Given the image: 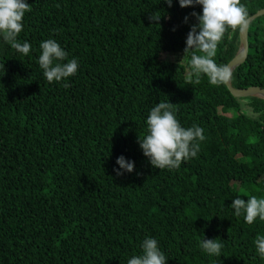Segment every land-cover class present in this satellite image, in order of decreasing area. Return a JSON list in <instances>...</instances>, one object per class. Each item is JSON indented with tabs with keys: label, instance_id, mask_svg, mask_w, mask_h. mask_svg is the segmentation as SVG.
I'll return each mask as SVG.
<instances>
[{
	"label": "trees",
	"instance_id": "16d2710c",
	"mask_svg": "<svg viewBox=\"0 0 264 264\" xmlns=\"http://www.w3.org/2000/svg\"><path fill=\"white\" fill-rule=\"evenodd\" d=\"M27 2L17 39L30 53L0 40V264H127L145 237L166 264H264L253 244L264 221L247 224L230 207L264 196V100L196 81L184 48L201 6ZM240 3L247 19L264 9V0ZM239 32L226 29L217 64L236 56ZM46 39L78 60L68 87L42 76ZM248 47L231 85L264 89V15L250 23ZM159 102L172 103L182 127L203 129L196 157L178 169L153 168L138 145ZM121 155L131 173L114 171ZM204 238L221 243L218 256L201 251Z\"/></svg>",
	"mask_w": 264,
	"mask_h": 264
},
{
	"label": "clouds",
	"instance_id": "9594fccd",
	"mask_svg": "<svg viewBox=\"0 0 264 264\" xmlns=\"http://www.w3.org/2000/svg\"><path fill=\"white\" fill-rule=\"evenodd\" d=\"M171 7L173 0H163ZM180 7L201 6V12H193L197 23L191 25L185 39L184 54L191 53L188 65L191 73L199 82L201 74L208 78L210 85H222L232 77L229 64H217V46L222 40L226 29L243 31L247 24V10L240 0H178ZM29 10L27 0H0V40L22 55L30 53V44L17 39L22 31V19ZM161 15L156 12L149 15L151 21H159ZM188 17H185V22ZM37 63L42 70L43 78L48 82L60 83L68 87V78L78 70L76 58L66 59L67 53L54 39L42 40L39 44ZM202 55L195 54L196 52ZM184 55V57H185ZM66 61V62H61ZM172 103L159 102L149 110L146 134L138 136V145L142 154L153 168L160 170L178 169L182 162L196 157L199 151L198 141L204 140L203 129L198 125L182 127L175 117ZM117 175L134 170V161L123 155L116 159ZM231 209L236 217H243L247 224L255 220L264 221V196H249L247 200L240 197L232 199ZM255 252L264 260V235L258 234L253 241ZM140 254L132 255L127 264H166L167 258L153 237H145L140 242ZM221 243L217 239H203L199 248L208 256H218Z\"/></svg>",
	"mask_w": 264,
	"mask_h": 264
},
{
	"label": "water",
	"instance_id": "95a60500",
	"mask_svg": "<svg viewBox=\"0 0 264 264\" xmlns=\"http://www.w3.org/2000/svg\"><path fill=\"white\" fill-rule=\"evenodd\" d=\"M264 15V9L258 11L254 16H251L247 19V24L244 27L243 31L239 32L240 38V48L236 54V56L229 62V66L234 71L237 67L241 66L248 57V30L249 25L255 18ZM232 71V73H233ZM229 92L234 98H247V97H257L259 99L264 100V89L260 87H249L247 89H236L231 85V81L225 83Z\"/></svg>",
	"mask_w": 264,
	"mask_h": 264
}]
</instances>
